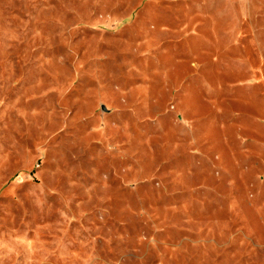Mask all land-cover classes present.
I'll return each mask as SVG.
<instances>
[{
  "label": "rangeland",
  "instance_id": "1",
  "mask_svg": "<svg viewBox=\"0 0 264 264\" xmlns=\"http://www.w3.org/2000/svg\"><path fill=\"white\" fill-rule=\"evenodd\" d=\"M0 264H264V0H0Z\"/></svg>",
  "mask_w": 264,
  "mask_h": 264
}]
</instances>
